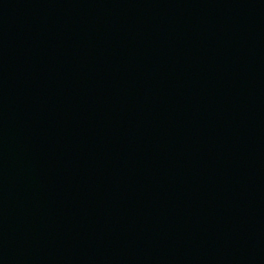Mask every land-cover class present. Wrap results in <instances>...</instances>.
Returning <instances> with one entry per match:
<instances>
[{"label": "water", "instance_id": "95a60500", "mask_svg": "<svg viewBox=\"0 0 264 264\" xmlns=\"http://www.w3.org/2000/svg\"><path fill=\"white\" fill-rule=\"evenodd\" d=\"M0 264H264V0H0Z\"/></svg>", "mask_w": 264, "mask_h": 264}]
</instances>
